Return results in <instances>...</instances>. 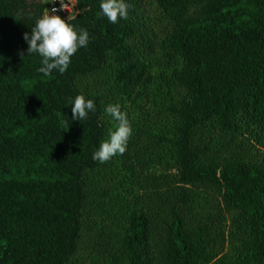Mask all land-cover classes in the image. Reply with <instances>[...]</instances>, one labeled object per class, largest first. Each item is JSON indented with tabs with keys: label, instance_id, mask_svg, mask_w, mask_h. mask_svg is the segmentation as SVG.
<instances>
[{
	"label": "trees",
	"instance_id": "16d2710c",
	"mask_svg": "<svg viewBox=\"0 0 264 264\" xmlns=\"http://www.w3.org/2000/svg\"><path fill=\"white\" fill-rule=\"evenodd\" d=\"M74 1L65 20L87 46L44 77L22 37L46 4L0 0V264H71L86 214L113 222L90 237L111 264H264V0H156L160 41L144 0H126L115 24L100 0ZM137 44L170 63L152 76ZM105 67L120 108L153 78L166 88L161 128H131L107 173L92 159L107 101L77 86ZM76 95L95 103L80 121ZM104 174L113 188L97 186Z\"/></svg>",
	"mask_w": 264,
	"mask_h": 264
},
{
	"label": "clouds",
	"instance_id": "9594fccd",
	"mask_svg": "<svg viewBox=\"0 0 264 264\" xmlns=\"http://www.w3.org/2000/svg\"><path fill=\"white\" fill-rule=\"evenodd\" d=\"M129 4L126 0H100V13L109 23H117L118 18H127ZM57 9H44L36 19L30 32L23 34L27 44V55L35 53L40 57V67L36 71L48 77L53 70L63 73L69 63L70 57L78 48L86 47L89 37L87 30L74 28L65 19L56 15ZM71 119H86L90 112L95 111V103L83 95L70 98ZM105 114L115 123L113 130H109L106 140L100 142L99 147L92 153V159L103 163L114 155H122L127 141L132 134L126 113L120 110L119 104H109L104 108Z\"/></svg>",
	"mask_w": 264,
	"mask_h": 264
},
{
	"label": "rangeland",
	"instance_id": "374dc122",
	"mask_svg": "<svg viewBox=\"0 0 264 264\" xmlns=\"http://www.w3.org/2000/svg\"><path fill=\"white\" fill-rule=\"evenodd\" d=\"M155 1L156 0H144L143 12L145 17L148 19V23L151 25L153 32L157 35L156 37L160 41L168 25L162 19L161 14L156 7ZM137 47L138 49H142L144 51V54H142L143 60L149 61V64L152 66V76L162 72L170 63L167 57L160 52V49L157 46L151 51L145 47L141 48V44H137ZM112 73L113 71L111 67H105L100 73L79 80L77 82V86L86 94L101 95L103 99L107 101V105L114 104L117 102L118 99L116 98L119 96H114L117 92L113 91V85L110 84L112 80ZM153 79L154 83L148 87L145 92H143V90H140L139 92L137 91L134 95L135 97L130 102H126V105L123 108H120L121 111L126 113L127 119L133 130L141 128L144 131H148V129L157 131L161 128L159 123V118H161V116L157 113V109L162 106L160 103L163 100L162 92H165L166 88L165 84H163L160 80L156 78ZM133 102L134 106L132 104ZM131 104L133 108H131ZM155 106L157 107L156 109ZM102 120L107 126V132L104 139L106 140L108 132L109 130H113V124L115 122L112 121L106 114L103 115ZM130 139L131 138L129 137V140ZM120 159H122L120 155H114L108 159L109 161L105 167L106 173L114 171L115 166L119 164L118 161ZM105 176L106 174L99 176L97 186L103 187L104 189L108 186L113 188L116 181L115 175L112 178L108 177L106 179ZM98 187H94L95 193L98 191ZM93 197L96 198L97 195H94ZM97 221L96 222L98 224L93 220L92 216L89 217L86 214L82 239L77 252L71 260V264H111L109 261H106V251L102 249V246H99L98 248L101 249V253L94 251L96 249L92 247L94 240L90 237L94 232H98L101 235L104 234L103 236H108L116 231L112 225L113 222L108 221L101 223V221H103L102 218ZM228 252L229 248L225 247L224 254H228Z\"/></svg>",
	"mask_w": 264,
	"mask_h": 264
},
{
	"label": "built area",
	"instance_id": "2783aa9c",
	"mask_svg": "<svg viewBox=\"0 0 264 264\" xmlns=\"http://www.w3.org/2000/svg\"><path fill=\"white\" fill-rule=\"evenodd\" d=\"M46 4V9H57L56 15L62 19L72 18L75 14V1L74 0H42Z\"/></svg>",
	"mask_w": 264,
	"mask_h": 264
}]
</instances>
